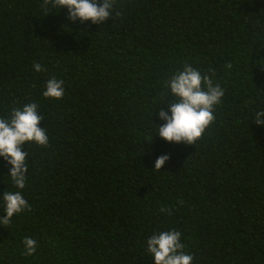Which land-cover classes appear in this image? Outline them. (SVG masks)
Wrapping results in <instances>:
<instances>
[{"label":"trees","instance_id":"obj_1","mask_svg":"<svg viewBox=\"0 0 264 264\" xmlns=\"http://www.w3.org/2000/svg\"><path fill=\"white\" fill-rule=\"evenodd\" d=\"M0 264H264V0H0Z\"/></svg>","mask_w":264,"mask_h":264}]
</instances>
